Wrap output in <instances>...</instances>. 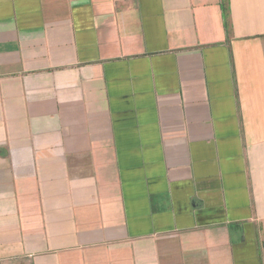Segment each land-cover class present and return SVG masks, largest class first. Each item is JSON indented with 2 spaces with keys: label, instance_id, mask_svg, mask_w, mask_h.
<instances>
[{
  "label": "crops",
  "instance_id": "crops-1",
  "mask_svg": "<svg viewBox=\"0 0 264 264\" xmlns=\"http://www.w3.org/2000/svg\"><path fill=\"white\" fill-rule=\"evenodd\" d=\"M0 264H264V0H0Z\"/></svg>",
  "mask_w": 264,
  "mask_h": 264
}]
</instances>
